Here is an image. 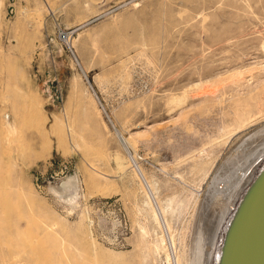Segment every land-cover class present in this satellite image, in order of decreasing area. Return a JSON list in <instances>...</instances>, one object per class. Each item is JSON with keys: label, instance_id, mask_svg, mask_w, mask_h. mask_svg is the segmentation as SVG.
I'll return each mask as SVG.
<instances>
[{"label": "rangeland", "instance_id": "obj_1", "mask_svg": "<svg viewBox=\"0 0 264 264\" xmlns=\"http://www.w3.org/2000/svg\"><path fill=\"white\" fill-rule=\"evenodd\" d=\"M237 151L254 176L264 0H0V264H212Z\"/></svg>", "mask_w": 264, "mask_h": 264}, {"label": "water", "instance_id": "obj_2", "mask_svg": "<svg viewBox=\"0 0 264 264\" xmlns=\"http://www.w3.org/2000/svg\"><path fill=\"white\" fill-rule=\"evenodd\" d=\"M256 173L233 202L212 264H264V163Z\"/></svg>", "mask_w": 264, "mask_h": 264}, {"label": "bare ground", "instance_id": "obj_3", "mask_svg": "<svg viewBox=\"0 0 264 264\" xmlns=\"http://www.w3.org/2000/svg\"><path fill=\"white\" fill-rule=\"evenodd\" d=\"M238 152V151H237ZM244 151H240L237 154H234L233 156L227 158L226 160V164L228 167V169H233V170H240L241 174H239L238 176V180L236 182V189L240 186V191H242L243 187L247 186L250 181L253 179L252 176L253 173L250 176H246V174L248 173V171L250 172V168H251V163L254 161L252 159V162L248 163L247 166H245L243 168L244 160L247 158L246 153H243ZM262 154H264V152H261L260 154H258V157L261 156ZM247 160V159H246ZM244 163V164H243ZM264 163V162H263ZM262 163V164H263ZM257 166V165H256ZM258 169V168H257ZM237 170V171H238ZM257 174V173H256ZM248 183V184H247ZM235 189V187H234ZM51 190L62 200L71 203V201H75V199L77 198V196L79 195V186H78V182H77V177L76 175H72L70 177H66L64 180H62L60 183L54 185L53 187H51ZM213 190V189H212ZM236 192L234 190V192L228 193L227 194V198L225 197V199L223 197H221L220 191L215 192L210 194L209 196V209L210 211H212L213 213H215V215L217 214V216L219 217V222H221V220L225 219L231 210V207H233V202L234 199L237 198V196H239L241 192ZM233 199V201H232ZM162 209V208H161ZM162 215V212H160ZM212 213V214H213ZM155 214V213H154ZM214 215V214H213ZM157 217V216H156ZM213 217V216H212ZM216 217V216H215ZM164 218V216H163ZM162 218V219H163ZM217 218V217H216ZM218 219V218H217ZM218 222V225H219ZM224 227V226H223ZM168 228V227H167ZM223 229V228H222ZM213 231V229H212ZM222 233V232H221ZM218 235V238L220 239L222 234ZM213 235V234H212ZM220 236V237H219ZM216 237V232L213 236V240H211V246H212V252H208L207 254H214L215 260H217L218 257V253H219V249H218V244L216 243L218 239H216L214 241ZM166 249V248H165ZM167 251V250H166ZM168 255V254H166ZM213 256V255H212ZM167 258V257H166ZM169 258V257H168ZM209 259L208 255L205 259V262H207ZM211 260L213 261V259L211 258ZM177 261V260H176ZM209 262V261H208ZM211 262V261H210ZM177 263V262H176Z\"/></svg>", "mask_w": 264, "mask_h": 264}]
</instances>
